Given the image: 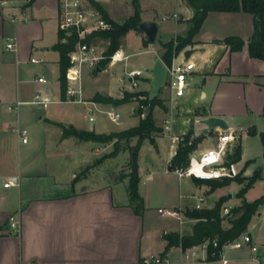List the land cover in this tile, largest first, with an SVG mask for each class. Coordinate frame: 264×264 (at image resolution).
<instances>
[{
	"label": "crops",
	"instance_id": "0c3cea01",
	"mask_svg": "<svg viewBox=\"0 0 264 264\" xmlns=\"http://www.w3.org/2000/svg\"><path fill=\"white\" fill-rule=\"evenodd\" d=\"M23 1L16 0L13 5L0 8V264H136L149 254L161 252L167 254L169 264H223L221 256L214 260H203L202 253L199 252V257L185 260L179 247L164 251L166 242L162 235L169 232L180 233L186 225H189L187 229L190 233L195 222L185 215L196 210V204L189 208L182 200L181 189L185 186L186 178H191L197 187L203 186L204 196L215 193L213 206L224 195L229 200L228 204L234 203L238 206L241 199L225 190L236 183L238 188L234 190L238 193L244 184L232 181L223 187L211 188L194 177H179L173 169H168L177 146L164 131L163 120L170 117L173 135L192 133V141L197 143L193 156L198 157L214 144L217 135L222 132L215 129L204 133L205 126L200 124L199 120L210 116L222 118L228 125L225 132L233 137L229 149L232 150L236 144L241 147L240 160L235 163L239 170L237 176L244 178L241 177L243 174L249 177L250 170L246 169L245 164L251 161L248 166L251 173L256 168L260 169V179L255 183L264 182L263 149L259 139V134L264 133V62L250 58L246 47L254 30L253 17L242 11L209 12L194 37L193 44L173 58L172 63L189 62L194 67L187 75L184 95L179 98L172 97L171 103L168 101V106H165L166 114H161V108L156 110L154 117H157L156 125L161 128V132L155 135L154 144L146 140L139 149L138 194L142 203L139 208H135V205L130 204L126 191L127 178L113 181L105 178V173L99 170L100 183L86 176L80 181L82 184L76 185V182L75 186H72L76 173L89 166L109 147L98 146L97 143L89 141H78L72 137L63 138L61 129L55 124L71 125L78 130L93 131L96 134L104 132L95 128L90 130L76 123L61 122L52 115H39L34 109L28 108L30 104L27 102L44 86L36 82V78H45L47 86L49 75L57 73L58 81L59 55L54 47L59 33L58 0H32L29 4H24ZM95 1L101 4L111 20L122 23L118 22L111 12L107 0ZM138 1L141 21L154 22L157 25L154 42L143 46L141 40L145 36L142 32H128L119 47L127 59L116 64L123 63L125 67L129 58L126 40L128 36L133 35L139 40L143 52L151 54L144 74L142 71V74L135 78V90L126 88L123 76L115 79L114 83L104 87L105 89L86 88L84 81L83 96L93 106L104 105L90 101L95 93L119 98L124 90L149 92L154 61L159 59L162 62L161 55L164 50L161 43L184 35L189 27L193 11L186 5L185 0H172L173 12H168L166 17L161 18L154 10L144 15L142 0ZM11 18H14L15 22H11ZM230 36L244 41L240 51H231L228 45L216 43ZM8 38H15V51L5 50ZM94 44L98 50L105 51L107 47V41L104 40H97ZM32 58L40 62L31 63ZM114 65L109 66L108 70ZM102 72L95 71V77L86 73L83 79H86L88 84L97 82ZM31 81L33 86H29ZM127 82L130 84L128 77ZM123 85L125 88H122ZM50 94L54 100V95L51 92ZM58 96L61 100H58L59 102H75L65 101L66 94L65 100L61 99L59 83ZM16 101L23 102L17 112L8 111L7 106ZM24 106L27 108L24 109ZM104 106H110L112 110L117 108ZM118 107L128 108V113L137 118L128 128L138 124L140 117L135 114L134 102ZM88 110L90 111V108ZM15 126L27 131L25 144L21 143L12 130ZM41 128L44 135L54 134L58 138V143L51 147L52 154L62 152L64 143L69 142V148L65 147V150L68 149V154H75L73 161L78 164L63 181L53 177L50 187H45L39 182L41 177L45 176L43 169L46 167L38 162L36 155ZM252 128L256 130V135L248 133ZM241 132L247 133L249 138L257 139L260 146L257 158L246 154L248 150L242 146ZM197 136H208V146L198 149L200 141H197ZM145 142L150 145L147 148L149 154L142 158ZM122 153L126 164L128 153ZM117 156L112 160L115 161ZM100 166L101 164L98 165L99 169ZM115 172L116 169L111 170V173ZM14 179L18 182L17 187H3L4 182ZM118 187L121 190H118ZM234 196L240 200L238 203L232 201ZM11 216L20 224L17 234L9 227ZM261 221L262 225H259ZM245 233L249 235L255 251H251L249 246L241 249L225 247L222 255L227 264H264V205L252 218Z\"/></svg>",
	"mask_w": 264,
	"mask_h": 264
},
{
	"label": "trees",
	"instance_id": "16d2710c",
	"mask_svg": "<svg viewBox=\"0 0 264 264\" xmlns=\"http://www.w3.org/2000/svg\"><path fill=\"white\" fill-rule=\"evenodd\" d=\"M91 6L101 15V17L110 25L108 30L94 31L89 34L82 42H96L97 40L107 41V47L103 52L104 59L100 60L98 68L103 70L108 63L109 57L119 49L122 39L130 31H135L140 34L138 25L140 19V6L138 0H131L133 13L122 23H116L109 18L101 4L95 0H89ZM186 5L193 11L192 17L189 19V27L186 33L182 36H176L167 42L161 43L163 53L161 60L164 65L169 68L172 64L173 58L187 46L193 44L194 37L199 32L202 23L204 22L209 12H239L242 11L250 14L254 19V30L250 39L246 43L247 52L250 58L258 59L264 62V0H185ZM78 42L76 34L65 36L62 32L58 33V40L55 44V50L58 52V83L59 92L62 100H65L67 81L65 79V72L70 66L69 54L75 49ZM142 45H148L149 41L142 37ZM216 43H224L230 47L231 51H240L244 46V41L238 37H226ZM96 70H94L95 72ZM161 91V90H160ZM160 93V92H159ZM90 101L104 105H111L118 107L129 102H136L135 114L145 112L146 107L150 110L145 114L144 118H140L136 126L121 130L118 132H111L109 134H96L93 131L78 130L71 125L64 126L62 124H55L62 131L63 138H75L78 141L110 143L112 142L113 149L108 154L109 157H115L119 152L126 151L128 158L125 164L127 173L120 175V180L128 179L126 191L129 202L135 205V208L141 206V198L138 194V152L144 141H149L154 144V137L161 132L155 124L153 118V109L158 106L162 107L159 98L152 101L148 100V92H128L122 91L121 97L113 98L111 96L95 93ZM139 107H143L144 110ZM262 116L264 117V106L262 109ZM190 133V132H188ZM250 135H256L254 128L248 132ZM184 141L177 146V151L171 160L170 169H184L189 162V154L194 150V142L187 144L188 137L183 135ZM135 139V144L130 142ZM260 143L263 149L264 158V133L259 134ZM241 147L236 144L232 150L228 151L225 156V163L227 165L236 163L240 160ZM101 162L96 159L92 165L86 166L76 177L72 180V186L78 179L87 173L89 169ZM251 163L247 161L245 165ZM85 177V176H84ZM196 179V178H195ZM260 179V169L256 168L250 177L240 178L234 176L232 178H222L221 180H200L202 183L208 184L211 188H218L228 185L235 181L240 184L246 183L238 191L237 197L241 199L238 206L230 208L229 212L222 215V204L224 198H219L214 206L210 209H200L187 212L185 215L189 219L194 220L190 233L180 234L179 232H169L162 235V239L166 242L164 251L171 247H180L185 250L191 247L198 246L203 242L208 241L209 246L207 250V259L214 260L219 257L221 249L224 245L233 242L241 234L247 231V228L252 218L257 214L259 208L264 204V195L247 202L244 199L246 191ZM119 181V180H117ZM224 223L227 226H224ZM213 241L217 246L213 247Z\"/></svg>",
	"mask_w": 264,
	"mask_h": 264
},
{
	"label": "rangeland",
	"instance_id": "374dc122",
	"mask_svg": "<svg viewBox=\"0 0 264 264\" xmlns=\"http://www.w3.org/2000/svg\"><path fill=\"white\" fill-rule=\"evenodd\" d=\"M107 5L110 8L111 12L115 16V18L118 20V22H123L125 21L129 15L132 13V7L130 4V0H107ZM141 5L143 8V13L144 15L146 12H151L154 10L155 13L158 14V17L161 18L166 17L168 12H173L174 6L172 0H142ZM143 13H141V17H143ZM161 26V24H160ZM171 33V32H170ZM101 49H99L100 51ZM103 51V50H101ZM144 49L141 47V44L137 38H135L133 35H130L127 37L126 40V52L129 54V58L126 61L125 67L123 63L116 64L113 66L112 69H109V66H111L109 63L106 64L105 68L102 70V75L99 81L89 83L87 80L83 79L85 74L87 73L91 77H95V72L94 70H87L86 68H83L82 70V75H81V90H82V97L78 98L76 96H69L66 94V100L65 101H75L76 99H82L81 101H85V103L80 102H69V103H64V102H59L60 98L58 99V81L56 74L49 75V82L47 84V87L49 88L50 92L54 95V100L56 102H53L45 107L43 109L42 107L34 106V105H29L28 108L34 109V111L39 114V115H52L57 119L58 121L61 122H70V123H76L77 125H81L82 127H86L87 129L90 128V130H93L95 128L97 131L104 132V134H109L112 131H121L123 129H127L131 125H133L137 118L135 116H131L128 111L129 109L126 107H117L116 112L119 114V120L117 122H112L108 119L106 112L110 109V106H104V105H92L90 102H87L83 96V83L86 81V88L88 87H93L96 89H105L104 87H108L111 83H114V80L117 79L120 76H123L124 79V84L126 88L135 90L136 87H132L130 84L127 82V76L126 73L130 70L133 69H139L143 71L145 70V66L148 63V59L151 57V54H146L143 52ZM37 66V65H35ZM108 71V72H106ZM122 78V79H123ZM33 79V77L31 78ZM33 81L30 82L29 86H33ZM130 85V86H129ZM122 88H125L124 85ZM157 98L160 99L162 107L156 106L153 109V118L155 120V124L157 122L156 118L154 117L156 110L157 109H162L163 111L161 112L162 115L163 113H167V110H165V106H168L166 104L172 102V96H171V91L166 83V85L161 89L160 93L157 95ZM61 101V100H60ZM134 105L136 108H138V105L136 102H134ZM24 109L27 108V106L23 107ZM90 108V111L88 110ZM142 109L141 107H139ZM27 110V109H26ZM171 114V113H170ZM93 117L94 121H89L88 117ZM130 116V117H129ZM137 116L140 117V114H137ZM165 118V117H164ZM170 117L165 118V120L169 119ZM165 120H163V124H165ZM171 128L169 131L168 136L169 137H177L178 141H175L174 143L176 146L180 142L184 141L183 135H173L171 134ZM242 133V132H241ZM186 136L188 137L187 144H191L192 141V133H187ZM242 146H245V149L248 150L246 154L250 155L252 158H257L260 153V146L257 141V139L254 138H249L247 133L245 134L244 132L242 133ZM251 137V136H250ZM202 136H197V141H200L198 149H204L205 147L208 146V136L205 138H202ZM38 150L36 152L38 162L40 164H43L46 166L43 169V173L45 176L41 177V181H39L43 186L45 187H50L53 184V177H56L58 180L63 181L66 179L68 173L73 169L74 167L78 166V164L73 161L75 158V154H68V149L65 150L66 148H69L70 143H64V150L62 152H55V155L52 154L53 151H51V147H54L55 144L58 143V138L54 136V134L49 135L45 133L44 135V130L41 128L39 129V136H38ZM136 140L133 139L130 144L133 145L135 144ZM97 143L99 146L106 147L108 146L109 148L105 151H103L99 156L97 157V160L101 158V164L100 169L98 168V165H95L89 169L87 173L82 175L76 185L82 184L80 181L84 176H88L89 178H92L96 180V182L100 183V171L104 174L105 178H110L113 181H121L120 180V175H123L128 172V170L125 168V161L123 159V154L122 152H119V155L115 158V161L112 160L114 157H109L108 154L112 151L113 146L112 142L110 143ZM149 143L145 142L144 148L142 149V158H145L148 154L149 151H147L149 148ZM197 146V143H194V150L195 147ZM70 150V149H69ZM194 150L189 154V156H193ZM95 161V160H94ZM93 161V162H94ZM92 162V163H93ZM92 163L90 165H92ZM112 164V165H111ZM250 164V163H249ZM249 164H247L246 169L250 170V174L248 175L249 177L253 174L251 173V169H248ZM43 167V166H42ZM237 168V167H236ZM116 169L115 173H111V170ZM83 170V169H82ZM82 170H80L76 175H78ZM264 171V167L263 170ZM263 173V172H262ZM112 174V175H111ZM238 175V174H237ZM241 177H245L243 174H241ZM185 186L181 189V195H182V200L186 202V205L189 208H193L195 204H199L200 208L202 209H210L213 206V201L215 199V193H213L211 196H204L203 191L205 188L202 187H197L195 183L192 182V179L186 178L184 181ZM246 182L244 181L243 184ZM255 183V182H254ZM87 184V183H84ZM75 186V185H74ZM253 186V187H252ZM245 193L246 195L244 196V199L247 202H251L254 199L262 196L263 191H264V182L263 181H258L257 183L253 184ZM123 188V187H121ZM238 186L236 183L231 184V187H228L225 192L232 193L233 195L237 196V190ZM235 189V190H234ZM118 190H121L118 187ZM218 192V191H217ZM264 195V194H263ZM221 198V197H220ZM224 198V202L222 204V215H225L223 211V207L226 208H232L237 206V204L230 203L228 204L229 200L227 199V196L224 195L222 196ZM201 200V201H200ZM233 202H239L240 200L236 198L235 196L233 197ZM264 205V204H263ZM200 210V209H197ZM259 225H262V221ZM188 226L184 227L182 231H180L181 234H186L188 232ZM224 226H227L226 223H224Z\"/></svg>",
	"mask_w": 264,
	"mask_h": 264
},
{
	"label": "built area",
	"instance_id": "2783aa9c",
	"mask_svg": "<svg viewBox=\"0 0 264 264\" xmlns=\"http://www.w3.org/2000/svg\"><path fill=\"white\" fill-rule=\"evenodd\" d=\"M16 0H0V8H6L13 5ZM32 0H24V4H29ZM11 22H15L14 18L10 19ZM110 25L101 17V15L91 6L89 0H58V31L62 32L65 36L71 34H76L78 42L75 49L69 54L70 66L65 72V79L67 81L66 94L69 96L81 97V75L83 68L89 70H97L100 60L104 59L103 52L97 49L94 42H82L89 34L94 31H104L108 30ZM5 50L15 51L16 50V40L15 38H8L6 40ZM127 59V56L118 49L116 50L108 60L110 65H114L118 62H123ZM31 63L40 62L37 59H30ZM194 65L189 62L172 63V65L167 68V79L166 83L171 91V96L173 98L182 97L185 93L187 87V75L193 69ZM142 71L132 70L127 73L129 83L132 87L137 85L135 78L139 77ZM36 82L44 85L42 88L38 89L32 99L27 102V104L47 107L49 104L53 103L54 100L51 97L48 87L45 85L46 80L43 77L36 78ZM81 99H76L75 102H80ZM23 104V102L16 101L7 106L8 111L17 112L18 108ZM144 110L143 107H141ZM108 119L112 122H117L119 120V114L113 109L106 112ZM145 112L140 114V118H144ZM93 118L90 117L89 121ZM171 121L168 119L164 124V131L169 134ZM12 130L17 134L21 143L25 144L27 142V131L18 126L12 128ZM172 141H178L177 137H171ZM233 140L231 134L222 131L217 135L214 140V144L211 147L206 148L198 157L189 156V162L184 169H174L175 173L181 176L194 177L200 180H221L222 178H232L239 173L236 168V164L232 163L227 165L225 163V156L229 149V143ZM199 167L201 171L199 174L194 171V167ZM170 169V163L168 165ZM17 180H8L3 183L4 188L17 187ZM195 209H200V205L196 204ZM230 208H223L225 214L229 212ZM180 216L178 217V219ZM180 221V220H179ZM9 227L16 234L20 231V224L18 220L11 216L9 217ZM209 242H203L202 244L191 247L188 249H181L180 254L185 260L199 257V252L202 253V259H207V250ZM212 246H217L216 242L213 241ZM232 247L235 249H241L244 246H249L251 251H255V247L251 246V239L247 233L241 234L236 240L231 243L224 245L221 249L219 256L222 257L223 264H227V260L224 259L222 251L225 247ZM170 259L166 253H153L142 258L136 264H169Z\"/></svg>",
	"mask_w": 264,
	"mask_h": 264
},
{
	"label": "water",
	"instance_id": "95a60500",
	"mask_svg": "<svg viewBox=\"0 0 264 264\" xmlns=\"http://www.w3.org/2000/svg\"><path fill=\"white\" fill-rule=\"evenodd\" d=\"M138 30L144 34L146 39L152 43L154 42L157 25L154 22L141 21L138 25ZM97 72H101L98 68ZM167 79V67L159 60L156 59L151 69V78H150V91L148 92V100H154L159 94L160 90L166 85ZM150 108L146 107L145 114H148ZM199 123L205 126L204 133L210 132L215 129L221 131H226L228 125L222 118L219 117H207L199 120Z\"/></svg>",
	"mask_w": 264,
	"mask_h": 264
},
{
	"label": "bare ground",
	"instance_id": "6f19581e",
	"mask_svg": "<svg viewBox=\"0 0 264 264\" xmlns=\"http://www.w3.org/2000/svg\"><path fill=\"white\" fill-rule=\"evenodd\" d=\"M194 171H196L198 174L201 172V171L199 170V167H197V166L194 167Z\"/></svg>",
	"mask_w": 264,
	"mask_h": 264
}]
</instances>
